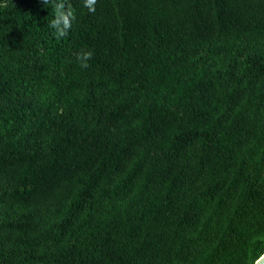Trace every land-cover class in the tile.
<instances>
[{
	"label": "trees",
	"instance_id": "trees-1",
	"mask_svg": "<svg viewBox=\"0 0 264 264\" xmlns=\"http://www.w3.org/2000/svg\"><path fill=\"white\" fill-rule=\"evenodd\" d=\"M94 7L0 0V264H253L264 0Z\"/></svg>",
	"mask_w": 264,
	"mask_h": 264
},
{
	"label": "clouds",
	"instance_id": "clouds-1",
	"mask_svg": "<svg viewBox=\"0 0 264 264\" xmlns=\"http://www.w3.org/2000/svg\"><path fill=\"white\" fill-rule=\"evenodd\" d=\"M96 4V0H85V7H87L89 9L90 12H95V7L94 5ZM72 14V11H69V15ZM63 19V23L65 25V27H69L70 26V22L68 19V15H63L62 16ZM57 23H59V21H57ZM60 35H64L63 31L60 32ZM91 52H86L83 55H78V59L82 61L81 63V67L86 68L88 67V64L86 63V61L91 57ZM262 259H264V255L261 256Z\"/></svg>",
	"mask_w": 264,
	"mask_h": 264
},
{
	"label": "water",
	"instance_id": "water-1",
	"mask_svg": "<svg viewBox=\"0 0 264 264\" xmlns=\"http://www.w3.org/2000/svg\"><path fill=\"white\" fill-rule=\"evenodd\" d=\"M262 255H264V252L256 259L253 264H264V259L261 258Z\"/></svg>",
	"mask_w": 264,
	"mask_h": 264
}]
</instances>
